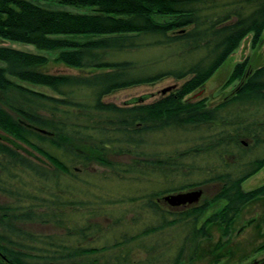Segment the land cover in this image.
Instances as JSON below:
<instances>
[{
	"label": "trees",
	"instance_id": "obj_1",
	"mask_svg": "<svg viewBox=\"0 0 264 264\" xmlns=\"http://www.w3.org/2000/svg\"><path fill=\"white\" fill-rule=\"evenodd\" d=\"M56 1L60 6L0 0V38L56 52V60L69 67L96 71L44 72L47 56L0 44V251L4 253L0 264H66L81 262L91 253L122 249L126 244L117 240L99 248L79 243L82 238L92 241L93 232L101 233L96 221L87 219L76 231L67 223L73 216L95 218L106 212L104 206L99 211L90 198H84L90 194L88 183L97 186L94 166L117 176L145 171L167 175L185 166L183 159L189 160L190 170L200 171L194 160L205 154L207 159L217 158L205 166L206 178L179 188L215 183V193L204 194L198 203L182 209L149 203L162 219L140 232L148 236L183 226L185 234L171 264L194 262L211 225L219 224L228 237L244 205L264 197V184L248 191L242 188L264 166V157L244 162L240 144L243 136L264 142V121L257 115L250 122L243 119L264 103V64L247 73L248 60L236 63L228 83H240L216 106L187 98L248 34L252 33L253 44L259 40L264 0ZM152 47L169 53L177 67L145 71L140 70L139 60L125 57ZM167 75L187 79L175 92L151 103L119 106L103 101L117 89L153 83ZM35 86L47 87L53 94ZM78 90L89 91L90 99L84 101ZM172 128L199 129L203 135L197 145L166 157L146 156L138 150L141 133ZM46 144L63 152L70 164L48 151ZM113 155L132 159L116 162ZM81 171L92 176L86 185ZM215 205L219 207L214 210ZM51 222L63 230L39 235L27 227ZM261 227L264 231V215ZM140 236L129 238L130 243ZM258 248L264 250V241ZM211 252L214 259L219 257Z\"/></svg>",
	"mask_w": 264,
	"mask_h": 264
},
{
	"label": "rangeland",
	"instance_id": "obj_2",
	"mask_svg": "<svg viewBox=\"0 0 264 264\" xmlns=\"http://www.w3.org/2000/svg\"><path fill=\"white\" fill-rule=\"evenodd\" d=\"M31 1L45 6H60L56 0ZM252 38V33L248 34L241 41L239 47L205 84L190 93L187 98L192 100L204 99L208 105L216 106L225 97L234 93L240 81L237 80L229 84L228 77L236 63L248 60L247 73L264 64V31L255 44H253ZM0 44L47 56L48 62L41 68L44 72L72 75H89L96 72L91 68L77 69L69 67L56 60V52L38 50L32 44L3 38H0ZM124 56L122 55V57ZM125 57L139 60L140 70L145 71L174 69L177 67L174 58H170L169 53L163 52L161 47L142 49ZM186 79L187 77L177 79L172 75H167L153 83H141L117 89L104 96L103 101L119 106L151 103L175 92ZM168 87L172 88L162 93V90ZM34 88L45 94H53L47 87L35 86ZM78 96L87 101L90 99V92L78 90ZM254 108L259 110L252 109V111L246 112L243 119L246 122H250L253 116L257 115L260 120L264 121V103L258 105V108ZM202 135L203 133L199 129L193 128H172L163 131L143 132L140 134L142 143L138 150H142L146 156L166 157L197 145ZM240 142L242 148H244L241 153L244 162L264 157V142H255L250 136H243ZM45 147L52 154L70 164L69 158L63 152L47 146V144ZM207 158V155L202 154L194 160V165H199L202 168L200 171L197 169L190 170L189 160L183 159L185 166L177 171L167 172V175L159 172H149L147 174L148 172L145 171L140 174L120 172L121 174L117 176V172L114 173L103 166L95 165L94 172L96 174L95 180L97 181L95 185L97 186L88 183L91 187L90 194L84 196V198H90L89 201L95 204L98 210L104 206V211L106 212H100L95 218L81 215L73 216L67 223L76 231L77 227L83 226L87 219H90V222L92 220L98 222L102 228L100 234L97 235L93 232V235H90L92 241H89L90 238L88 240H85V238L79 240L80 244L87 247L111 246L116 240L124 242L126 245L120 250L109 249L105 252L91 253L88 257H84L81 262L66 264H171V260L175 257L177 248L185 234V228L180 225L171 226L161 231L158 230L152 235L140 236L141 231L151 225H157L159 223L158 219H162L158 213L155 215L152 212L149 203H160L161 207L167 208L168 206L169 208L170 205L163 201L165 195L198 188L203 190L201 198L204 194L205 196L214 194L217 189V184L215 183L202 186L196 185L186 189L179 188L187 184L203 181L206 178L207 170L205 166L217 159ZM111 159L116 162H129L132 156L113 155ZM80 177L83 181H86L85 185L87 180L91 181L92 178V176L85 174L83 171H81ZM263 184L264 166L246 179L242 183V188L248 191ZM74 185L77 190L81 187L79 181L74 182ZM78 193L82 197L81 192L78 191ZM131 198H136L137 200L130 201ZM157 199L162 201H157ZM218 207V205H215L212 209L215 210ZM80 211L84 212L86 209L82 208ZM263 215L264 197H259L244 205L236 216L228 237L223 236L222 227L219 224L211 225L209 227V238L204 239L200 243L197 259L192 263L187 262L186 264H264V250H259L258 248L264 241V231L261 227ZM173 218V216H169L168 219ZM27 227L35 233H60L64 228L53 222L32 223L28 224ZM137 234H139L141 239L130 243L129 238L137 236ZM212 250L216 252L219 256L218 258H213ZM94 259L95 263H93Z\"/></svg>",
	"mask_w": 264,
	"mask_h": 264
},
{
	"label": "water",
	"instance_id": "obj_3",
	"mask_svg": "<svg viewBox=\"0 0 264 264\" xmlns=\"http://www.w3.org/2000/svg\"><path fill=\"white\" fill-rule=\"evenodd\" d=\"M172 87H168L162 90V93L170 90ZM200 93V92H199ZM198 93V94H199ZM203 194L201 188L191 189L187 191H182L174 194L165 195L163 200L166 201L171 206L181 205V204H193L198 202Z\"/></svg>",
	"mask_w": 264,
	"mask_h": 264
},
{
	"label": "flooded vegetation",
	"instance_id": "obj_4",
	"mask_svg": "<svg viewBox=\"0 0 264 264\" xmlns=\"http://www.w3.org/2000/svg\"><path fill=\"white\" fill-rule=\"evenodd\" d=\"M157 201H162L161 199H157ZM164 201V200H163ZM189 204H181V205H176V206H169L171 209H182L187 207ZM39 235H45V233H38ZM9 235V233H8ZM77 244V242H75ZM9 252V249H8ZM0 257L4 259V253L0 251Z\"/></svg>",
	"mask_w": 264,
	"mask_h": 264
}]
</instances>
